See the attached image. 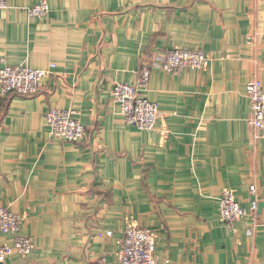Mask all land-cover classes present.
I'll return each mask as SVG.
<instances>
[{"label": "crops", "instance_id": "crops-1", "mask_svg": "<svg viewBox=\"0 0 264 264\" xmlns=\"http://www.w3.org/2000/svg\"><path fill=\"white\" fill-rule=\"evenodd\" d=\"M7 1L0 69L50 76L31 97L0 90V208L34 240L0 264H120L128 221L157 234L158 264H264V131L246 95L264 84V0H49L43 19L28 14L39 0ZM175 47L204 51L209 69L153 71L140 94L161 117L153 131L127 125L113 86H138ZM53 108L74 111L88 139L54 140ZM224 189L248 213L258 202L255 222H221Z\"/></svg>", "mask_w": 264, "mask_h": 264}, {"label": "built area", "instance_id": "built-area-1", "mask_svg": "<svg viewBox=\"0 0 264 264\" xmlns=\"http://www.w3.org/2000/svg\"><path fill=\"white\" fill-rule=\"evenodd\" d=\"M8 9V1L0 0V10ZM50 13L49 0H39L28 9L30 17L43 19ZM210 57L202 50L172 48L157 53L155 59L148 60L141 69V80L138 86L115 83L112 88V100L120 107L127 125L140 131H153L161 117L158 104L150 102L140 94L148 86L153 71L160 70L169 74H178L185 69L202 72L209 69ZM51 69L55 65H51ZM50 76L48 70H34L26 65L10 66L4 63L0 69V90L2 96L16 95L31 97L38 93L45 79ZM246 95L250 101L251 118L249 124L264 131V84L253 79L247 83ZM50 136L54 140L79 145L88 139L87 129L75 117L72 110L53 108L45 116ZM252 193L256 188H251ZM220 220L229 228L251 216L255 222L258 215V202H252L250 213L244 210L236 200L234 191L224 189L220 200ZM20 216L6 208H0V234L13 238L11 245L0 243V263L13 255L28 258L34 250V240L20 234ZM100 238L112 237L111 231L99 233ZM157 234L141 228L135 222L128 221L119 252L120 264H158L156 258Z\"/></svg>", "mask_w": 264, "mask_h": 264}]
</instances>
